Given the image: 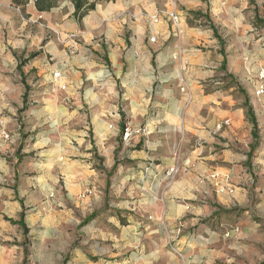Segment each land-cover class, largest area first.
I'll return each instance as SVG.
<instances>
[{
    "label": "crops",
    "instance_id": "1",
    "mask_svg": "<svg viewBox=\"0 0 264 264\" xmlns=\"http://www.w3.org/2000/svg\"><path fill=\"white\" fill-rule=\"evenodd\" d=\"M88 3L95 4L94 9L78 20L74 0H58L49 11H39L36 0H0V42L4 30L13 25L16 12L23 10L28 19L22 25V46L43 48L45 56L50 54L56 60L52 69H48L45 58L29 61L27 73L37 69L45 82L51 80L62 88L54 89L53 95L52 89H42V106L32 112V119L38 121L36 126L45 120L49 125L78 127L54 146L55 159L64 154L62 143L65 154L76 158L70 165L56 161L54 182L59 181L66 194L55 203L60 208L55 214L45 197H29L26 184L31 183L21 181L12 189L4 184V176L12 172L0 160V264H20L24 259L19 244L23 229L12 223L19 221L22 213L27 229L44 240L48 230L78 224V214L99 212L104 206L96 194L104 176L87 157L91 153L86 139L87 119L81 114L84 109L91 111L94 143L102 144V152L113 154L116 148L125 152L127 164L118 167L116 180L120 196L133 185L134 189L127 192L133 198L119 199L115 206L121 214L126 209L134 211L128 226L142 238L138 251L143 255L148 249L152 262L168 245L173 223L187 215L186 205L191 207V214H206L210 212L207 200L212 199V192L221 194V188L230 183L231 205L237 210L247 209L254 178L264 175V136L257 132V126L259 130L264 128V94L256 95L259 80L250 87L249 98L240 96L237 90L239 84L254 74L258 77L264 68V59L253 66L264 57V27L258 38L254 34L259 28L254 22L256 14L264 19V0ZM171 15H177L178 20L174 22ZM48 30L54 37L45 41ZM78 41L100 55L95 64L98 69L89 68L81 51L69 56L60 48L63 43L82 48ZM246 42H257L261 52L250 51ZM27 53L29 60V50ZM55 71L61 72V78L53 77ZM10 92L9 85L0 83V154L10 149L6 136L10 137L12 131L14 108L4 97ZM128 124L135 129L141 127L142 132L124 141L121 125ZM43 139L40 135L37 141ZM40 146L35 148L39 150ZM171 168L175 172L170 174ZM36 181L32 185L45 195V178ZM86 191H91L90 195L82 198ZM261 196L263 202L264 185ZM99 218L91 228L95 233L88 238H109L103 226L95 228ZM233 237L238 252L248 247L241 246L240 240L248 239L249 232H235ZM123 243L119 240L117 244ZM104 245L98 242L94 252H108ZM42 256L33 260L47 261ZM76 264L95 263L80 251Z\"/></svg>",
    "mask_w": 264,
    "mask_h": 264
},
{
    "label": "rangeland",
    "instance_id": "2",
    "mask_svg": "<svg viewBox=\"0 0 264 264\" xmlns=\"http://www.w3.org/2000/svg\"><path fill=\"white\" fill-rule=\"evenodd\" d=\"M250 1L252 2V0ZM261 12L264 15V8L261 9ZM258 15L259 12L254 18V22L259 25L258 30L254 33L256 38L262 34V27H264V19H260ZM24 19H28V14L25 11L22 10L20 14L16 12L13 25L8 30H4V38L0 42V83L10 86V94L8 96L5 94L4 97H7L14 108L13 127L9 137L10 149L8 152L0 154V160L6 163L12 174L5 175L3 183L8 184L11 189L14 186L16 188L19 183H22L21 181L31 183V186L26 184L29 197H45V200L53 208L51 212L55 214V211L60 209L55 203L60 197H65L66 194L65 189L60 187L61 183L58 181L55 184L54 182L56 161L63 165H70L76 158L73 155L65 154V145L62 143L64 154L62 158L55 159L54 146L60 143V138H64L68 131L72 133V130H78V127L76 124L68 125L66 123H62L60 126L49 125L45 120L41 125L36 126L38 121L32 119V112L37 111L42 106L39 99L43 94L42 89H52L50 92L53 95L54 89L62 88L51 80L45 82L44 77L41 76L42 73L38 74L37 69L29 70V73L26 72L30 60L45 58L48 69L56 67V60L50 54L45 56L43 48L33 47L29 49L22 46ZM28 27L29 25H27V31ZM31 27L33 32H37L36 27L33 25ZM53 37V31L48 30L45 41ZM256 43L246 42L245 47L250 51L261 52V49L256 47ZM76 44L83 47L69 46V44L63 43L60 48L63 53L66 50L69 56L79 55L81 51L85 55L89 68L98 69V65L95 64H98L100 55L95 53L90 45H83L79 41ZM28 50L29 60L26 58ZM34 54L36 55L32 56ZM262 59L264 57H260L253 66L260 65ZM47 72L51 73L49 70ZM258 80L259 78L254 74L244 83L239 84L240 89H237L239 95L249 98L248 91ZM243 86H248L249 89H242ZM66 108L70 110V107L66 106ZM81 114L87 119L86 139L91 153L87 157L92 166L104 176L103 186L97 188L96 192L97 199L104 203V206L99 212L96 210L92 214H78V224L75 222L68 225L63 224L48 230V237L44 240H40L38 234L30 231L27 227V231H25L20 224V222L24 223V214L22 213L19 221L12 220L13 224L19 225L23 229L24 238L19 244L23 247L24 259L20 264H76V253L80 251L95 264H264V201L261 202L264 175L254 178L253 195L250 199L249 208L239 207L237 210L236 206L231 205L230 183H228L221 188V194L214 190L212 199L207 200L210 212L199 215L191 214V207L186 205L187 215L184 214L173 223L169 232L171 236L168 238V245L161 254L155 256L154 262L151 261L153 255L149 254L148 249L142 255L140 252L142 250L139 249L140 251H138L137 246L142 238L128 226L131 225L128 221L129 215H133L134 211L126 209V212L123 210L121 214L115 206L119 199L130 200L133 198L131 197L132 194L127 193L130 189H134L133 185L127 186L128 189L126 188L120 196V184L116 180L118 167L127 164L124 157L125 152H117L119 148H116L113 154L103 153L102 144L94 143L93 128L90 125L91 111L84 109ZM18 123H20V128ZM128 125H121L120 133ZM21 131L23 134L20 136L19 132L21 133ZM257 132L264 136V128L259 130L257 126ZM40 135L45 138L43 141H37ZM136 135L139 134L133 136ZM21 142L22 146L19 148ZM39 142L41 146L37 150L38 148L35 147L40 144ZM38 178H45L47 183L46 190H44L45 195L42 194V189L38 190L37 186L32 185V183L37 182ZM89 195L86 193V196ZM81 197L83 198L84 195L82 194ZM16 198H18L17 195ZM21 199L23 200L25 197ZM100 215L103 216L99 218ZM97 218H99V222L95 228L101 225L104 227V232L110 234L108 235L109 238L105 240L87 237L88 234L93 235L95 233V231H91V228ZM243 231L249 232L250 237L241 239L240 244L241 246L245 245V247L248 245V247L238 252L233 235L235 232L241 233ZM134 236H137L138 239ZM119 240L124 242L123 245L117 244ZM98 242H104V247L108 252L104 254L95 253L94 249ZM148 244L145 245L147 248ZM43 254L47 261L33 260V257L43 258Z\"/></svg>",
    "mask_w": 264,
    "mask_h": 264
},
{
    "label": "trees",
    "instance_id": "3",
    "mask_svg": "<svg viewBox=\"0 0 264 264\" xmlns=\"http://www.w3.org/2000/svg\"><path fill=\"white\" fill-rule=\"evenodd\" d=\"M58 0H36V6L39 11H49L51 8H53ZM75 5V16L78 18V20H82V18L90 11L93 10L95 7V4L88 3V0H74ZM36 54L32 55L35 56ZM249 116L253 120V122L256 125L255 117L253 112L249 111ZM21 226L24 227L25 231H27L26 226L24 223L20 222Z\"/></svg>",
    "mask_w": 264,
    "mask_h": 264
},
{
    "label": "built area",
    "instance_id": "4",
    "mask_svg": "<svg viewBox=\"0 0 264 264\" xmlns=\"http://www.w3.org/2000/svg\"><path fill=\"white\" fill-rule=\"evenodd\" d=\"M171 19L176 22L178 20V16L177 15H171ZM53 77L56 78V79H59L61 78V72L59 71H55L53 73ZM258 78H259V82H260V85L258 87V90L256 91V95L257 96H260V95H263L264 94V68H261L260 71H259V74H258ZM142 132V129H134L132 128L131 126H126L122 132V136H123V140L124 141H129L133 135L135 134H140ZM6 138H9V135L6 136ZM175 170L174 168H171L169 170V173H174ZM86 193L90 194L91 191H86L83 195L84 197L86 196Z\"/></svg>",
    "mask_w": 264,
    "mask_h": 264
}]
</instances>
